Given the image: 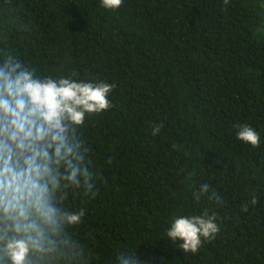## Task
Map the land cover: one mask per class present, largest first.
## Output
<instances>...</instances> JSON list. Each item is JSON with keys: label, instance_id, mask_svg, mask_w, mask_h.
<instances>
[{"label": "trees", "instance_id": "obj_1", "mask_svg": "<svg viewBox=\"0 0 264 264\" xmlns=\"http://www.w3.org/2000/svg\"><path fill=\"white\" fill-rule=\"evenodd\" d=\"M6 54L41 79L114 86L111 107L76 130L94 195L62 184L58 221L26 264H119L135 253L141 264H264V0H122L113 10L0 0ZM244 125L259 147L237 139ZM80 210L79 222L64 219ZM205 212L218 233L183 252L166 235L171 222ZM7 228L0 220V264H11Z\"/></svg>", "mask_w": 264, "mask_h": 264}, {"label": "clouds", "instance_id": "obj_2", "mask_svg": "<svg viewBox=\"0 0 264 264\" xmlns=\"http://www.w3.org/2000/svg\"><path fill=\"white\" fill-rule=\"evenodd\" d=\"M225 4L228 0H224ZM122 0H101L108 10L118 9ZM113 85L77 82L70 78H38L18 57L0 59V220L8 224L3 251L11 264H26L30 251L42 250L46 228L58 221L53 196L64 188L93 193L94 176L86 149L77 134L86 114L111 107ZM161 126L153 129L158 134ZM237 139L259 147L260 137L251 127L239 128ZM209 191L203 184L194 193L198 201ZM94 195V193H93ZM212 200H218L213 193ZM257 203L253 197L252 204ZM245 207L244 211H247ZM84 211L66 214L77 223ZM216 216L176 217L166 233L183 252L195 253L202 239L218 233ZM7 231L15 233L7 236ZM119 264H141L135 254H121Z\"/></svg>", "mask_w": 264, "mask_h": 264}]
</instances>
